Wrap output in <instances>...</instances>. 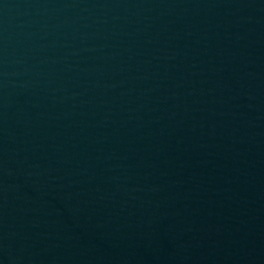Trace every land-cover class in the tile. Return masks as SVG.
I'll return each instance as SVG.
<instances>
[{"label":"water","instance_id":"95a60500","mask_svg":"<svg viewBox=\"0 0 264 264\" xmlns=\"http://www.w3.org/2000/svg\"><path fill=\"white\" fill-rule=\"evenodd\" d=\"M0 264H264V0H0Z\"/></svg>","mask_w":264,"mask_h":264}]
</instances>
